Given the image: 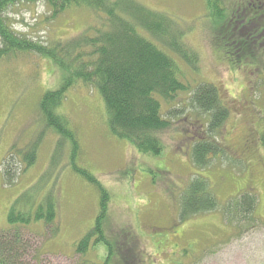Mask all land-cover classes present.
Instances as JSON below:
<instances>
[{
    "label": "rangeland",
    "instance_id": "obj_1",
    "mask_svg": "<svg viewBox=\"0 0 264 264\" xmlns=\"http://www.w3.org/2000/svg\"><path fill=\"white\" fill-rule=\"evenodd\" d=\"M136 1L175 18L186 29L184 40L197 63L181 62L182 78L192 88L201 83L219 88L229 116L217 134L228 149L203 169L193 163L192 142L209 114L189 107L187 93L174 101L161 100L164 112L183 110L170 118L171 129L161 133L165 149L155 157L112 134L104 100L96 90L83 84L69 89L57 113L67 116L77 133L78 165L97 176L111 196L109 264H264V53L252 48L240 57L234 52L232 36L225 35L229 32L225 14V20H214L207 0ZM6 15L14 31L42 45L90 33L104 18L86 5H71L51 17L45 0L17 3ZM63 77L52 60L32 52L0 62V230L11 227L8 214L14 201L47 171L46 177L50 175L41 183L45 188L41 195L54 187L59 203L57 230L52 233L39 221L27 225L26 233L44 253V264L85 260L101 264L108 252L105 244L91 247L83 256L75 253L76 244L95 226L99 190L72 169L69 142L62 144L57 156L59 138L45 129L48 122L40 109L42 96L56 90ZM40 135L44 138L37 159L25 167L18 151ZM12 158L19 174L7 185L2 164ZM199 174L210 180L220 207L181 220L180 195ZM244 191L255 195L260 221L232 224L222 208Z\"/></svg>",
    "mask_w": 264,
    "mask_h": 264
},
{
    "label": "trees",
    "instance_id": "obj_2",
    "mask_svg": "<svg viewBox=\"0 0 264 264\" xmlns=\"http://www.w3.org/2000/svg\"><path fill=\"white\" fill-rule=\"evenodd\" d=\"M36 1L0 0V62L32 52L52 60L63 72L60 86L42 96L40 109L47 118L45 129L59 138L57 156L62 144L69 142L72 169L88 178L98 188L101 197L95 226L76 244L75 253L83 256L91 247L95 250L100 244H105L109 247L101 264H109L112 247L107 232L111 196L97 176L78 165L80 143L77 133L70 119L57 113L69 89L83 84L96 90L104 100L112 134L128 141L139 152L155 157L165 149L161 133L171 129L173 121L170 118L183 110L169 109L164 112L161 100L174 101L179 94L187 93L189 107L209 114V121L200 124L203 128L198 130V136L192 142L191 159L201 169L228 149L218 139L217 133L221 132L229 109L223 103L217 86L201 83L192 88L183 80L181 62L194 66L197 56L184 40L186 29L175 18L153 11L136 0H129V3L128 0H45L51 6V17H56L71 5H86L103 13L104 18L90 33L42 45L26 40L14 31L6 15L9 8L17 3ZM207 2L213 19L223 21L224 9L220 0ZM241 53L244 51L241 50ZM43 138L40 135L36 141L18 151L25 167L35 163ZM13 159L2 164L7 185H12L19 174L18 168L10 162ZM45 173L33 187L18 196L9 211L8 223L11 227L0 230V264H44V253L35 248L33 238L24 228L42 221L52 233L57 230L54 224L58 223L59 203L54 187L41 195L45 189L41 183L50 175L46 177ZM179 199L181 220L220 207L210 180L200 174L191 179ZM256 206L255 195L244 191L236 199L229 200L222 211L224 218L232 224L246 220L254 224L260 221L256 216ZM82 264L97 263L85 260Z\"/></svg>",
    "mask_w": 264,
    "mask_h": 264
},
{
    "label": "flooded vegetation",
    "instance_id": "obj_3",
    "mask_svg": "<svg viewBox=\"0 0 264 264\" xmlns=\"http://www.w3.org/2000/svg\"><path fill=\"white\" fill-rule=\"evenodd\" d=\"M224 14L228 20V27L232 28L225 33L227 38L234 43L237 54L242 57L252 48L264 53V0H233L232 3L220 0ZM210 12V8L208 9ZM225 20V19H224ZM264 56V54H263Z\"/></svg>",
    "mask_w": 264,
    "mask_h": 264
}]
</instances>
